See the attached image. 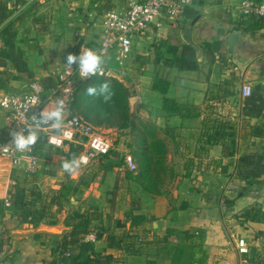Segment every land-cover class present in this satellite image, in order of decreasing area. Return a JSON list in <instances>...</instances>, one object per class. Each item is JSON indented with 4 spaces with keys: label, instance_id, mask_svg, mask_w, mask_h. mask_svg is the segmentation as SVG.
Listing matches in <instances>:
<instances>
[{
    "label": "crops",
    "instance_id": "obj_1",
    "mask_svg": "<svg viewBox=\"0 0 264 264\" xmlns=\"http://www.w3.org/2000/svg\"><path fill=\"white\" fill-rule=\"evenodd\" d=\"M129 1L0 0V98L25 92L33 81L52 88L62 69L77 66H68L67 56L98 48L107 12H125ZM104 56L107 76L133 91L129 105L142 148L151 141L146 126L153 125L172 152L168 163L175 151L182 168L161 194L146 191L125 163L109 166L107 158L81 165L73 178L62 167L69 156L78 159L73 145L52 147L41 136L37 172L0 160L4 258L10 264H264V21L244 15L240 0L199 1L178 22L155 23L137 37L124 64L116 52ZM5 133L0 109V136ZM115 141L116 160L132 153L124 134ZM241 240L249 253L239 252Z\"/></svg>",
    "mask_w": 264,
    "mask_h": 264
},
{
    "label": "built area",
    "instance_id": "obj_2",
    "mask_svg": "<svg viewBox=\"0 0 264 264\" xmlns=\"http://www.w3.org/2000/svg\"><path fill=\"white\" fill-rule=\"evenodd\" d=\"M27 4L34 0H25ZM199 1L214 0H130L125 12L111 10L107 12L104 21V36L96 51L99 55L115 51L121 64L132 57L134 42L137 37L144 36L153 24L166 22L176 23L181 20L191 4ZM242 13L246 16L255 15L264 21V1L240 0ZM95 76L110 77L103 69L102 73ZM93 77V76H92ZM91 78V77H89ZM84 79L80 76L77 66L62 69L57 74V81L52 88L47 89L39 81L31 82L23 93H6L0 98V109L4 112L6 133L0 136V160H9L14 164H23L26 172L33 174L40 167L38 154L41 136L47 145L63 147L72 144L81 147L78 159H82L83 166L89 165L94 159L109 155L114 152L115 145L112 139L99 131V128L86 121L83 117L73 112V104L77 89V80ZM88 79V78H86ZM251 88L245 87L244 94L250 95ZM33 100L36 103H33ZM57 100L64 102V113L67 117L63 122V131L71 133L70 136L60 134L51 126V123L39 126L34 118L50 103ZM28 126L36 131V143L23 152L16 149L13 137L17 132H25ZM50 138L60 140L59 145L49 143ZM125 166L135 172L138 168L134 156L127 154L124 157ZM88 241L94 239L87 236ZM239 252H250L245 240L239 242ZM0 264H10L0 251Z\"/></svg>",
    "mask_w": 264,
    "mask_h": 264
},
{
    "label": "trees",
    "instance_id": "obj_3",
    "mask_svg": "<svg viewBox=\"0 0 264 264\" xmlns=\"http://www.w3.org/2000/svg\"><path fill=\"white\" fill-rule=\"evenodd\" d=\"M105 82L110 85L111 95L109 100L105 101L99 91H97L96 95L88 94V87L95 86L99 89V86ZM132 93L133 91L130 87L111 77L93 76L88 79H78L73 112L96 127H114L119 130L130 129L133 133L136 132L134 131V129L136 130V122L129 105ZM168 104H170L169 101H166V108H168ZM156 132L157 130L153 125H150V127L146 126V135L151 141L149 146L143 149L142 152H133L134 156L139 160V171L137 173L131 171L133 173L131 176L146 191L161 194L164 192L160 189V186L164 183L162 174H166L169 168L166 161L168 147L166 141L159 138ZM41 144L42 141L40 146ZM72 147L74 155H78L81 147L75 145ZM117 157V154L112 152L101 158H107L109 166L124 164V158L123 160H116ZM70 158L71 156H69V160ZM139 219L142 220L143 218L139 217ZM133 220L137 223L136 220L138 218H133ZM149 264H156V262L153 261Z\"/></svg>",
    "mask_w": 264,
    "mask_h": 264
},
{
    "label": "clouds",
    "instance_id": "obj_4",
    "mask_svg": "<svg viewBox=\"0 0 264 264\" xmlns=\"http://www.w3.org/2000/svg\"><path fill=\"white\" fill-rule=\"evenodd\" d=\"M66 64L72 66L73 64L77 65L79 74L82 78L86 79L92 76L97 75L98 73L103 72L104 59L96 51L92 49L81 50L79 55L69 54L67 56ZM97 91L99 94L104 97V100L107 101L110 99V85L105 82L99 86L97 89L95 86H90L87 89L89 95H96ZM35 104L36 101L33 100ZM34 122L39 126L48 125L51 123V126L56 129L60 134L64 136H70L71 133L63 131V122H64V102L62 100L56 101V106L51 110H48L47 106L38 114V117L34 118ZM25 132H17L13 141L15 147L18 151L23 152L25 149L33 146L37 139V133L32 129L31 126H28ZM49 143L54 145H59L60 140L56 138H50ZM84 161L82 159L73 158L62 163V167L65 172H67L73 178L78 176V169Z\"/></svg>",
    "mask_w": 264,
    "mask_h": 264
},
{
    "label": "rangeland",
    "instance_id": "obj_5",
    "mask_svg": "<svg viewBox=\"0 0 264 264\" xmlns=\"http://www.w3.org/2000/svg\"><path fill=\"white\" fill-rule=\"evenodd\" d=\"M111 52H115V51H111ZM102 57L104 58L105 56H102ZM98 128L102 134H104L105 136H107L108 138L113 139V140L114 139L116 140V138L118 136H120L121 134H124L125 138L129 142V145L131 146L130 150L132 151L131 154L133 156H134V153H133L134 151L142 152V149L147 148V146H146V148H142L143 146H142V142L140 139L141 136L137 132L125 134V132H124L125 130H119V129L114 128V127L112 128V127H104L103 126V127H98ZM120 131H122V132H120ZM115 140L113 142H116ZM169 154L171 155L172 152L169 153V149H168L166 161H167V164L169 165V168H168V172L166 174H164V175L162 174V177L164 179V183L160 186V189L163 191L167 190L168 188H170L172 186V184H173L172 179L176 176L175 174H177V172H178L177 170L179 168H182V163L178 160V156L176 155L175 151L173 154V161H172V162H174V164L171 165L170 163H168L169 162V160H168ZM134 158H135L136 164L138 166L137 170L135 171L137 173L139 171V162H138L139 160L135 156H134Z\"/></svg>",
    "mask_w": 264,
    "mask_h": 264
},
{
    "label": "water",
    "instance_id": "obj_6",
    "mask_svg": "<svg viewBox=\"0 0 264 264\" xmlns=\"http://www.w3.org/2000/svg\"><path fill=\"white\" fill-rule=\"evenodd\" d=\"M236 36L237 35H232V36H230V38H228V41H229L230 45H232V43L235 40Z\"/></svg>",
    "mask_w": 264,
    "mask_h": 264
}]
</instances>
